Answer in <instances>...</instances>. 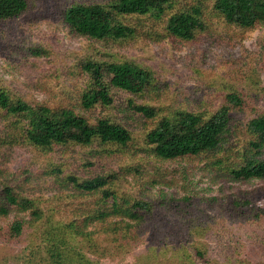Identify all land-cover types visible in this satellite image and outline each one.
<instances>
[{
  "label": "trees",
  "instance_id": "trees-1",
  "mask_svg": "<svg viewBox=\"0 0 264 264\" xmlns=\"http://www.w3.org/2000/svg\"><path fill=\"white\" fill-rule=\"evenodd\" d=\"M37 8L38 0H0V24L16 22ZM58 20L70 37L89 40L95 55L77 58L73 73L66 75L77 80L72 104L29 102L0 88V150H30L41 159L13 175L0 169V221L16 215L0 225V264H211L201 239L219 246L225 264H251L249 248L242 262L237 252L242 230L264 227V186L222 199L147 201L121 194L119 177L106 167H111L109 159L136 155L160 163L207 159L223 149L234 116L255 110L241 93L227 95L218 109L159 106L156 97L165 83L158 74L115 59L113 49L142 41L197 43L214 25L254 31L264 25V0L73 3L59 9ZM30 52L45 56L39 47ZM120 97L128 116L142 119L148 128L134 133L108 116ZM97 109L105 114L89 115ZM246 129L249 139L236 162L211 161L232 182L264 180V113L249 119ZM75 150L83 158L70 169L72 162L62 155ZM117 166L128 175L138 172V166ZM93 168L97 172L91 173ZM43 192H72L96 201L76 218L63 219L31 196ZM216 210L222 224L211 215Z\"/></svg>",
  "mask_w": 264,
  "mask_h": 264
},
{
  "label": "rangeland",
  "instance_id": "rangeland-1",
  "mask_svg": "<svg viewBox=\"0 0 264 264\" xmlns=\"http://www.w3.org/2000/svg\"><path fill=\"white\" fill-rule=\"evenodd\" d=\"M103 1L38 0L36 11L16 22L1 23L0 88L29 102L72 104L77 99L78 90L74 89L77 80L66 75L73 73L71 68L77 58L95 53L90 49L92 43L89 40L69 36L58 20L59 9L73 3ZM33 47L44 50L45 56L34 57L30 52ZM95 47L97 52H104L103 48ZM112 53L119 61L132 62L156 72L165 86L155 103L169 110L199 112L208 108L218 109L226 102V96L232 93L245 94L246 101L255 107L253 113L245 110L234 116L223 149L207 159L202 156L193 161L163 163L139 158L138 155L135 158L126 156L123 160L118 158L114 162L109 159L107 164L111 167L106 169L116 172L121 194L147 201L185 196L222 199L264 186V180L229 181L211 165V161L216 159H237L249 139L246 129L248 120L264 113V69L261 68L264 61V25L254 31L214 25L212 32L197 43L172 41L155 44L142 41L125 49L115 48ZM251 95L252 101L249 99ZM122 101L123 97L118 106L108 110V116L131 128L134 133L148 128L149 125L142 119L128 116L122 108ZM103 114L105 112L99 109L89 113L92 117ZM62 156L63 160L66 158L72 162L69 168L74 169L79 165L76 160L83 158V153L75 150ZM31 162L40 164L41 159L30 150H0V169L10 175L22 170L23 165L33 167L29 164ZM120 162L131 167L138 166V172L126 174L118 169ZM75 171L82 174L79 169ZM90 171L97 172L94 168ZM71 194L43 192L31 196L39 197L44 210L51 207L63 219L76 218L81 211L93 207L96 201L95 197L80 198ZM219 211L211 215L222 224ZM15 217L0 221V225L9 223ZM240 238L239 261L246 258L249 248L251 264H264V227L255 231L245 228ZM201 242L211 264H225L214 241L201 239ZM127 261L106 264H128Z\"/></svg>",
  "mask_w": 264,
  "mask_h": 264
}]
</instances>
